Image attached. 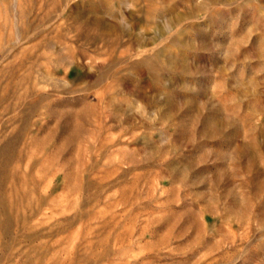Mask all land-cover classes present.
I'll list each match as a JSON object with an SVG mask.
<instances>
[{"label":"rangeland","instance_id":"374dc122","mask_svg":"<svg viewBox=\"0 0 264 264\" xmlns=\"http://www.w3.org/2000/svg\"><path fill=\"white\" fill-rule=\"evenodd\" d=\"M0 264H264V0H0Z\"/></svg>","mask_w":264,"mask_h":264}]
</instances>
